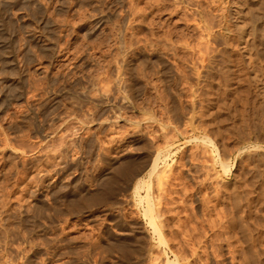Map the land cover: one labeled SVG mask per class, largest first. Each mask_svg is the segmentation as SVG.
<instances>
[{
	"label": "rangeland",
	"instance_id": "obj_1",
	"mask_svg": "<svg viewBox=\"0 0 264 264\" xmlns=\"http://www.w3.org/2000/svg\"><path fill=\"white\" fill-rule=\"evenodd\" d=\"M206 6L0 0V264H263L261 84Z\"/></svg>",
	"mask_w": 264,
	"mask_h": 264
},
{
	"label": "bare ground",
	"instance_id": "obj_2",
	"mask_svg": "<svg viewBox=\"0 0 264 264\" xmlns=\"http://www.w3.org/2000/svg\"><path fill=\"white\" fill-rule=\"evenodd\" d=\"M189 1V0H188ZM200 2V1H199ZM202 2V1H201ZM178 3V2H177ZM203 4V3H202ZM206 6L209 8L210 13L217 12L219 17V32H215L217 37H220L225 44L231 45L236 42L235 47L242 51L245 58L248 60L246 63L250 67V72L253 73L252 77L254 81H259L261 84V94L264 98V0H206ZM192 5V4H191ZM199 5V4H198ZM203 6V5H202ZM187 8V7H186ZM204 11V9H203ZM137 13V12H136ZM194 13V12H193ZM198 16V15H197ZM198 18V17H197ZM213 21V20H211ZM198 22V21H197ZM212 26L204 25L202 26V30L210 31ZM217 27V25H216ZM213 25V29L215 30ZM199 28V27H198ZM200 30V29H199ZM218 30V27H217ZM212 32V31H211ZM207 33V32H206ZM209 34V32H208ZM203 35V34H202ZM211 36L213 34H210ZM210 36V37H211ZM208 37V36H207ZM215 38V39H216ZM214 39V40H215ZM212 41V40H211ZM210 41V42H211ZM217 41V40H216ZM227 53V52H226ZM241 53V52H240ZM239 53V54H240ZM241 53V54H242ZM241 58V57H240ZM230 59V58H229ZM263 60V61H262ZM262 61V62H261ZM238 64V63H237ZM231 65V64H230ZM215 68V67H214ZM228 68V67H227ZM232 68V67H230ZM248 68V67H247ZM226 69V68H225ZM222 70V69H221ZM220 70V71H221ZM243 72V70L241 71ZM247 73V72H245ZM239 74V73H238ZM251 74V73H250ZM213 76V75H212ZM228 76V75H227ZM217 77V75H216ZM232 77V76H231ZM245 78V77H244ZM243 79V78H242ZM249 80V79H248ZM251 81V80H250ZM225 82V81H224ZM226 83V82H225ZM256 83V82H255ZM253 84V83H252ZM259 92V93H260ZM221 94V93H220ZM257 95V94H256ZM259 95V94H258ZM260 97V96H259ZM221 98V97H220ZM209 102V100H208ZM217 103V102H216ZM223 105V104H222ZM221 105V106H222ZM216 106V105H215ZM263 109V106L261 107ZM215 117V116H214ZM262 119V118H261ZM168 150V149H167ZM205 150V149H204ZM162 151V150H161ZM158 152L156 156L151 160L148 165V170L146 172L142 171L137 174V179L135 181L134 186V194L135 197L139 200L137 201L140 205H145L146 211L153 212L154 202L151 198L150 190H151V180L152 178H156L159 183L163 182V179L168 177V173L164 168L161 169V165H165L167 153ZM206 151V150H205ZM239 152V151H238ZM237 152V153H238ZM206 153V152H205ZM231 154V153H230ZM240 154V153H239ZM192 157V156H191ZM244 157V156H243ZM257 158V157H256ZM198 159V158H197ZM181 160V159H180ZM259 160V159H258ZM260 161V160H259ZM182 162V161H181ZM244 163V162H243ZM247 163V162H246ZM262 163V162H261ZM168 164V163H167ZM249 164V163H247ZM257 168V167H256ZM118 170V169H117ZM212 171V169H211ZM144 172V173H143ZM179 174V173H178ZM254 175V174H253ZM170 177V176H169ZM213 177V176H212ZM208 181V180H207ZM148 183V185H147ZM258 183V182H257ZM165 184V183H163ZM246 184V183H245ZM146 188V195L143 196L141 193V189ZM155 188V187H154ZM245 188V187H244ZM251 188V187H250ZM172 189V188H171ZM216 189V188H215ZM207 190V189H206ZM245 190V189H244ZM248 190V188H247ZM232 192V191H231ZM218 193V192H217ZM246 193V192H245ZM213 194V192H212ZM221 194V193H220ZM216 195V194H215ZM214 195V196H215ZM209 196V194L207 195ZM213 196V195H212ZM206 198V197H205ZM211 198V197H210ZM155 199V198H154ZM208 199V198H207ZM224 199V197H223ZM263 199V198H262ZM209 200V199H208ZM243 202V201H242ZM264 202V201H263ZM210 203V202H208ZM215 203V202H214ZM147 204V205H146ZM236 204V203H235ZM213 207V206H211ZM216 207V206H215ZM249 207V206H248ZM257 208V207H256ZM215 209V208H214ZM231 209V208H230ZM219 210V209H217ZM229 210V209H228ZM252 210V209H251ZM212 211V210H211ZM216 211V210H215ZM235 212V211H234ZM232 213V212H231ZM222 214V213H221ZM230 214V213H229ZM240 214V213H239ZM244 214V213H243ZM259 214V213H258ZM151 219H154L153 213L151 214ZM231 215V214H230ZM246 215V214H245ZM250 216V214H249ZM248 216V217H249ZM243 217V216H242ZM258 217V215H257ZM233 218V217H232ZM221 219V218H220ZM247 219V218H246ZM150 220V222L152 221ZM218 220V219H217ZM243 221V220H242ZM153 222V221H152ZM255 222V221H254ZM260 224L261 222L258 221ZM214 223V222H213ZM235 223V222H234ZM256 223V224H255ZM255 226L258 225L257 221L255 222ZM155 224V222H154ZM217 224V223H216ZM215 224V225H216ZM222 224V223H221ZM224 224V223H223ZM253 224V223H252ZM263 224V223H262ZM249 225V224H248ZM218 226V225H216ZM264 225L256 226L257 229L255 231L261 229ZM156 227V226H155ZM262 227V228H263ZM157 229V228H156ZM155 229V230H156ZM224 229V228H223ZM264 229V228H263ZM259 230L258 236H260L261 232L264 230ZM239 232V231H238ZM248 232V231H247ZM230 233V232H228ZM245 234V233H244ZM256 234V233H255ZM263 234L261 235L263 240ZM227 235V234H226ZM251 235V234H250ZM224 236V235H223ZM229 236V235H228ZM257 236V234H256ZM260 237V238H261ZM258 238V237H257ZM259 238V239H260ZM255 239V238H254ZM258 239V240H259ZM224 241V240H222ZM231 241V239H230ZM239 241V240H238ZM255 241V240H254ZM249 242V241H248ZM264 242V241H263ZM262 242V243H263ZM230 243V242H229ZM232 243V241H231ZM259 243V242H258ZM228 245V244H227ZM231 245V244H230ZM257 245V244H256ZM235 246V245H234ZM230 247V246H228ZM243 247V246H242ZM261 247V246H260ZM264 247V244H263ZM236 249V247H235ZM229 250V249H228ZM231 250V249H230ZM233 250V249H232ZM231 250V251H232ZM239 250V249H238ZM260 250V249H259ZM264 250V249H262ZM258 252V250H257ZM252 253V252H251ZM264 254V252L262 251ZM234 254V253H233ZM235 255V254H234ZM263 256V255H262ZM234 259V258H233ZM256 259V258H255ZM258 259V257H257ZM247 260V259H246ZM262 260V259H261ZM259 261V260H258ZM167 264H177V259L170 260L167 259ZM233 262V261H232ZM234 263V262H233ZM245 263V262H244ZM242 263V264H244ZM261 264V261H260ZM264 264V262H263Z\"/></svg>",
	"mask_w": 264,
	"mask_h": 264
}]
</instances>
